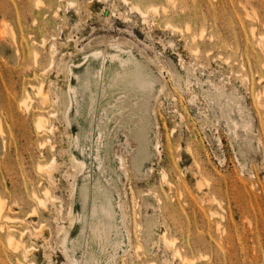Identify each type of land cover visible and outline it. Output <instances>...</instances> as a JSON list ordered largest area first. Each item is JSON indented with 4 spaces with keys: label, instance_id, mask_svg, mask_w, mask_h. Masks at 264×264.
I'll list each match as a JSON object with an SVG mask.
<instances>
[{
    "label": "rangeland",
    "instance_id": "rangeland-1",
    "mask_svg": "<svg viewBox=\"0 0 264 264\" xmlns=\"http://www.w3.org/2000/svg\"><path fill=\"white\" fill-rule=\"evenodd\" d=\"M263 41L264 0H0V264H264ZM121 52L141 91H83Z\"/></svg>",
    "mask_w": 264,
    "mask_h": 264
},
{
    "label": "bare ground",
    "instance_id": "bare-ground-1",
    "mask_svg": "<svg viewBox=\"0 0 264 264\" xmlns=\"http://www.w3.org/2000/svg\"><path fill=\"white\" fill-rule=\"evenodd\" d=\"M153 10L156 11V9H154V8H153ZM136 11H139V10H136ZM140 13H142L141 10H140ZM261 36H259V37H261ZM260 39H262V37ZM261 44L262 43H260V45ZM54 47H55L54 44H52L50 46V48L53 51L55 49ZM261 47H264V46L262 45ZM33 55L35 56L36 54H33ZM92 55L94 57H99V60H100L99 66H98V68H96L95 66H88L86 68L84 77L81 80V82H82L81 86H82L83 91L87 90V92L89 93L88 90L92 86V83L97 82L99 84V88L101 90V98L103 99V98H107L108 96H110L111 99H113V97L115 95L119 96L121 94L126 93L127 91H129L131 89H134V91L136 93H138L139 91H141L140 87L147 84L146 81H142V82L138 81V78L140 77V75L137 73V71L135 69V66H136L135 62H134L135 58L130 53L121 52V53H114V54H109V55H105L103 53H92ZM107 61H109L111 64L105 65ZM32 87H34L37 94L40 95V98H41V101L43 102V104L48 105L49 101H48V97H47V91L45 90L43 84L34 85ZM69 90H71V92L74 94L75 100H76V94H77L76 88H72L71 85H69ZM73 94H71V95H73ZM27 97H29V96L27 95ZM21 104L28 107L29 105H28L27 98L22 99ZM119 109L120 108L118 106H115L113 111L116 112ZM35 122H36L35 126H37V129L38 128L39 129L46 128L47 117H45L43 114L40 113L37 116V119ZM0 129H1V127H0ZM139 133H140V139L144 140L145 145L147 146L148 142L145 140V136L147 134L146 128L145 127L143 128V126L141 127V125H140L139 126ZM42 143L44 144V142H42ZM54 165H55V159L51 160L49 163L42 166L43 169H46L47 175L50 179L52 178V171H53ZM83 166H84V163H83ZM39 168L41 169V166H39ZM162 175H163L162 177L164 178L166 176L165 172H162ZM50 195L51 194H49L48 188H45L43 190V198L38 197V196L36 197V195H35V197H36L37 201L41 205L44 206V204H46V201H48L49 198L52 199L50 197ZM33 210H34V208H33ZM69 215H70V219L72 221H74L75 220V214L70 212ZM0 218H4L6 220L11 219L10 216L4 214V204H3V200L1 197H0ZM8 229L9 230H8V234H7V243L11 247H13V249H15V250L20 249L22 251L23 256L26 258L29 254L30 248L23 245L24 233L20 232L19 234L16 235L15 232L13 231V229H11V228H8ZM104 230H105V223L99 222V223L95 224L94 225L95 237L100 239V237H102L104 235V233H103ZM163 237L164 236L162 234V238ZM166 238L167 237H164L165 241L168 243H172V245H173L174 240L172 241V239H171V241L169 242L170 239L168 238L169 240H167ZM163 242H164V240H163ZM176 253H177V255H179L178 251H176ZM179 258H180V256H179ZM184 260H185V258H184Z\"/></svg>",
    "mask_w": 264,
    "mask_h": 264
}]
</instances>
